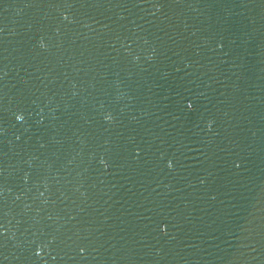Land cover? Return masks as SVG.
I'll return each instance as SVG.
<instances>
[{
	"label": "water",
	"instance_id": "water-1",
	"mask_svg": "<svg viewBox=\"0 0 264 264\" xmlns=\"http://www.w3.org/2000/svg\"><path fill=\"white\" fill-rule=\"evenodd\" d=\"M0 264H264V0H0Z\"/></svg>",
	"mask_w": 264,
	"mask_h": 264
},
{
	"label": "snow or ice",
	"instance_id": "snow-or-ice-1",
	"mask_svg": "<svg viewBox=\"0 0 264 264\" xmlns=\"http://www.w3.org/2000/svg\"><path fill=\"white\" fill-rule=\"evenodd\" d=\"M20 117H17V119H19ZM169 167H171V164H169ZM236 167H239V165L237 164ZM37 255H39V253H37Z\"/></svg>",
	"mask_w": 264,
	"mask_h": 264
}]
</instances>
